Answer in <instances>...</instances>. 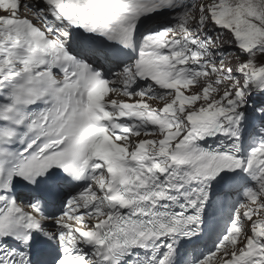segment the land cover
Listing matches in <instances>:
<instances>
[{
	"label": "snow or ice",
	"instance_id": "snow-or-ice-1",
	"mask_svg": "<svg viewBox=\"0 0 264 264\" xmlns=\"http://www.w3.org/2000/svg\"><path fill=\"white\" fill-rule=\"evenodd\" d=\"M0 264H264V0H0Z\"/></svg>",
	"mask_w": 264,
	"mask_h": 264
},
{
	"label": "rangeland",
	"instance_id": "rangeland-1",
	"mask_svg": "<svg viewBox=\"0 0 264 264\" xmlns=\"http://www.w3.org/2000/svg\"><path fill=\"white\" fill-rule=\"evenodd\" d=\"M224 47H225L226 49H230V50H232L233 52L235 51L234 48H233L232 46L228 45L227 43L224 45ZM230 59H231V62H232L233 64L236 63V61H235L234 58H231V57H230ZM149 103H150L153 107H160V106H162V105L158 104L156 101H150Z\"/></svg>",
	"mask_w": 264,
	"mask_h": 264
}]
</instances>
